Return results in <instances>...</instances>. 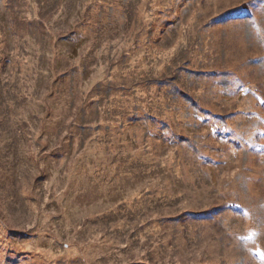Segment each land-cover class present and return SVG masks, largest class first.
Masks as SVG:
<instances>
[{
    "label": "rangeland",
    "instance_id": "obj_1",
    "mask_svg": "<svg viewBox=\"0 0 264 264\" xmlns=\"http://www.w3.org/2000/svg\"><path fill=\"white\" fill-rule=\"evenodd\" d=\"M0 264H264V0H0Z\"/></svg>",
    "mask_w": 264,
    "mask_h": 264
}]
</instances>
